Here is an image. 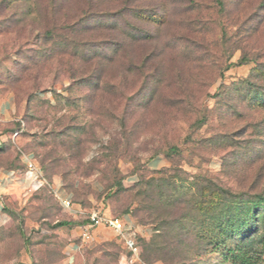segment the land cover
<instances>
[{
    "label": "rangeland",
    "instance_id": "obj_1",
    "mask_svg": "<svg viewBox=\"0 0 264 264\" xmlns=\"http://www.w3.org/2000/svg\"><path fill=\"white\" fill-rule=\"evenodd\" d=\"M0 93V130L22 123L0 167L32 154L50 183L3 199L0 264L264 260V0H0ZM56 193L121 217L138 257L84 242Z\"/></svg>",
    "mask_w": 264,
    "mask_h": 264
},
{
    "label": "built area",
    "instance_id": "obj_2",
    "mask_svg": "<svg viewBox=\"0 0 264 264\" xmlns=\"http://www.w3.org/2000/svg\"><path fill=\"white\" fill-rule=\"evenodd\" d=\"M22 129L16 131L13 137H17ZM24 161L27 168V179L33 181L32 186L28 189V192H33L41 189L42 187L50 186V183L46 180L43 171L39 168L37 160L32 154H25ZM58 201L62 208L73 216L81 215L82 221L78 225V236L84 242H91L94 240V232L101 227L108 228L113 231L117 238L124 243L126 249L130 252L132 258L138 257L139 246L135 239L132 228L128 227L125 221L118 216H113L102 212L101 210L92 209L87 212H83L69 197H62L56 193ZM131 260H126V264H129Z\"/></svg>",
    "mask_w": 264,
    "mask_h": 264
},
{
    "label": "crops",
    "instance_id": "obj_3",
    "mask_svg": "<svg viewBox=\"0 0 264 264\" xmlns=\"http://www.w3.org/2000/svg\"><path fill=\"white\" fill-rule=\"evenodd\" d=\"M15 120V106L12 99L0 93V125L12 124ZM14 133L0 130V150L7 147L9 139L14 140L15 137L12 135ZM20 164L23 166L22 168L11 165L8 167H0V225H3L6 221V215L4 213L2 203L3 199L7 196H16V198L19 197L20 193L28 190L33 183L32 180L27 179V166L25 164L24 157H21ZM61 187L62 186L59 183L58 189H61L60 191L63 193V189ZM59 190H56V192ZM67 249L70 251V256H74L80 249V246L77 244H72L68 246ZM70 264L73 263L70 262Z\"/></svg>",
    "mask_w": 264,
    "mask_h": 264
},
{
    "label": "trees",
    "instance_id": "obj_4",
    "mask_svg": "<svg viewBox=\"0 0 264 264\" xmlns=\"http://www.w3.org/2000/svg\"><path fill=\"white\" fill-rule=\"evenodd\" d=\"M27 101H30V99ZM21 124V122L18 123L17 129L14 130V132L21 130ZM117 185L119 186V189H123V185L121 182H119ZM65 224H67V222H61L60 225ZM225 261H232L231 264H264V260H261V255H258V253L255 252L253 249L244 248L230 249L229 252L225 254Z\"/></svg>",
    "mask_w": 264,
    "mask_h": 264
}]
</instances>
